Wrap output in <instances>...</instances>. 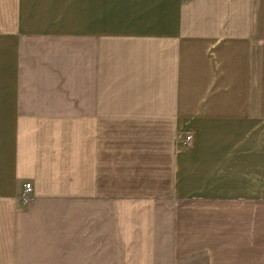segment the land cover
<instances>
[{
	"label": "crops",
	"instance_id": "0c3cea01",
	"mask_svg": "<svg viewBox=\"0 0 264 264\" xmlns=\"http://www.w3.org/2000/svg\"><path fill=\"white\" fill-rule=\"evenodd\" d=\"M246 201L264 0H0V264L260 252L264 224L218 204Z\"/></svg>",
	"mask_w": 264,
	"mask_h": 264
},
{
	"label": "rangeland",
	"instance_id": "374dc122",
	"mask_svg": "<svg viewBox=\"0 0 264 264\" xmlns=\"http://www.w3.org/2000/svg\"><path fill=\"white\" fill-rule=\"evenodd\" d=\"M162 175L163 178L157 180L156 182L158 183V186H167L168 180L165 178L167 177V170L165 165H163ZM218 204L220 205L239 204V206L234 205L233 207H230L229 210L234 211L235 215L242 213H244V215H252L256 219H258L261 223L264 224V201H246L239 203L218 202ZM191 209L192 208H190L188 211H190ZM195 210H199V208H196ZM210 210L212 209L209 206L204 208V215L208 214ZM217 210L219 209L217 208ZM261 239L264 238L261 236ZM256 240H258L257 237ZM248 246L250 247V251L247 252L246 255H238L240 253H232V252H226V253L218 252L217 254L219 255H215L216 253H214V251H213L214 254L211 255L212 254L211 250H215V251L217 250L215 247H213L214 249L204 248L202 252L192 253L188 255H155V264H264V255L261 251L263 250L262 247L264 246L261 245L260 252L257 250L258 249L257 245H248ZM239 247H242V245ZM226 249L227 246L225 245L223 251H226ZM231 253L234 255H229Z\"/></svg>",
	"mask_w": 264,
	"mask_h": 264
},
{
	"label": "built area",
	"instance_id": "2783aa9c",
	"mask_svg": "<svg viewBox=\"0 0 264 264\" xmlns=\"http://www.w3.org/2000/svg\"><path fill=\"white\" fill-rule=\"evenodd\" d=\"M191 138H192L191 134L187 132L179 136L177 140L181 145H188L191 141ZM32 197L33 196L31 194V183L27 181L24 183L23 191L20 196V201L25 203V202L30 201Z\"/></svg>",
	"mask_w": 264,
	"mask_h": 264
}]
</instances>
